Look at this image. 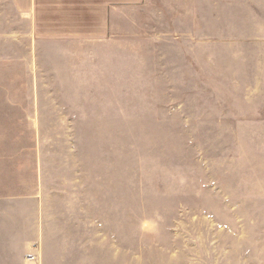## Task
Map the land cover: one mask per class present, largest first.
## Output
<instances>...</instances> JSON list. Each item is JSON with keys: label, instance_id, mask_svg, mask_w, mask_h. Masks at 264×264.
<instances>
[{"label": "rangeland", "instance_id": "obj_1", "mask_svg": "<svg viewBox=\"0 0 264 264\" xmlns=\"http://www.w3.org/2000/svg\"><path fill=\"white\" fill-rule=\"evenodd\" d=\"M186 2L178 22L147 14L143 75L113 93V122L89 127L98 211L131 264H248L264 227V0L162 3Z\"/></svg>", "mask_w": 264, "mask_h": 264}, {"label": "crops", "instance_id": "obj_2", "mask_svg": "<svg viewBox=\"0 0 264 264\" xmlns=\"http://www.w3.org/2000/svg\"><path fill=\"white\" fill-rule=\"evenodd\" d=\"M165 1L0 0V264H131L98 211L90 128L113 122V93L143 75L147 14L192 12ZM250 251L264 264V227ZM148 261L134 264H161Z\"/></svg>", "mask_w": 264, "mask_h": 264}, {"label": "built area", "instance_id": "obj_3", "mask_svg": "<svg viewBox=\"0 0 264 264\" xmlns=\"http://www.w3.org/2000/svg\"><path fill=\"white\" fill-rule=\"evenodd\" d=\"M27 261L30 263H37L38 262V255L37 254H30L27 257Z\"/></svg>", "mask_w": 264, "mask_h": 264}]
</instances>
